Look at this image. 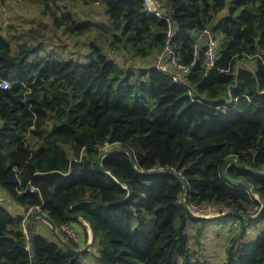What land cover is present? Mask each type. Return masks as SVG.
Masks as SVG:
<instances>
[{"label":"trees","instance_id":"obj_1","mask_svg":"<svg viewBox=\"0 0 264 264\" xmlns=\"http://www.w3.org/2000/svg\"><path fill=\"white\" fill-rule=\"evenodd\" d=\"M29 1L42 5L41 15L55 28L91 40L78 59L37 58L40 48L26 41L13 47L0 32V78L10 85L0 88V264H33L23 210L36 206L57 228L80 225L88 240L80 220L65 219L70 205L72 216L93 227L91 252L99 264H206L193 260L200 231L192 238L187 232L189 222L206 220L186 212L176 178L139 174L120 152L103 161L118 183L98 160L125 148L138 170L177 171L188 184L190 208L248 214L259 207L244 187L224 180L221 168L237 159L264 171V0H160L172 21L175 62L186 72L168 54L162 58L167 70H158L169 27L146 14L141 0H89L100 5L96 20L88 0L83 15L56 11L54 0ZM207 28L216 31L211 68L203 65L205 46L194 56L196 36ZM126 58L139 61L130 65ZM228 174L264 197V176L236 166ZM125 184L133 191L125 203L90 202L124 199ZM34 230L38 264H81L91 253H71L42 221ZM235 243L224 264H264V231L240 248Z\"/></svg>","mask_w":264,"mask_h":264},{"label":"rangeland","instance_id":"obj_2","mask_svg":"<svg viewBox=\"0 0 264 264\" xmlns=\"http://www.w3.org/2000/svg\"><path fill=\"white\" fill-rule=\"evenodd\" d=\"M97 1L102 2V0ZM54 2L52 8L56 11L58 8H62L63 11H68L72 15L75 13L83 15L88 11L87 8L82 6L83 0H54ZM87 3L89 4V0ZM41 7V4H33L29 0H11V3L6 2L4 5L0 3V20L2 21L4 18L7 20V22L0 24V29H2L0 32H4L5 37L10 40L13 47L26 41L34 44L37 49L40 48L36 55L37 58L44 56H56L54 58L57 59L70 58V60L80 58L84 50L83 45L88 44L91 40L90 35L87 34L77 39L73 38V35H70L65 29L55 28L50 16L41 15ZM91 7L93 9L90 14L96 20V17L98 18L100 15L95 7L100 8V5L93 4ZM163 8L165 9L164 6ZM8 26H11L9 32L5 33ZM31 30L39 31L45 37L41 39L37 35H30ZM135 61L139 60L126 58V64L133 65ZM71 225L73 226V224ZM243 228L245 230L244 234L237 237ZM198 230L200 233L196 239L200 240L198 242L199 247L197 249L191 247L192 251H198V254L193 255V260L196 259V261L206 264H224L228 259L227 250L234 247L235 242V246L237 245L240 248V244L254 240L264 231V219L249 221L230 217L219 220H206V222H189L187 232L191 238L195 236ZM59 235L62 239L67 240L63 235ZM235 236L236 238L232 240ZM193 240L195 241V237H193ZM193 240L192 244L194 245ZM80 263L99 264L93 252L88 255L86 260L80 259Z\"/></svg>","mask_w":264,"mask_h":264},{"label":"water","instance_id":"obj_3","mask_svg":"<svg viewBox=\"0 0 264 264\" xmlns=\"http://www.w3.org/2000/svg\"><path fill=\"white\" fill-rule=\"evenodd\" d=\"M120 152H124L128 155L129 160L131 165L134 167V169L142 175H147V176H158V175H169L172 176L174 178H176L179 183L182 186V190H183V206L184 209L186 210V212L188 214H190L194 219L196 220H219V219H226V218H230V217H238L244 220H249V221H256L259 220L260 217L262 216V214L264 213V197H262L261 195H259L256 190L253 188L252 184L250 182H248L247 180L244 179H233L230 177V175L228 174V170L230 167L232 166H236L242 170L251 172L253 174L259 175V176H264V171H257L255 169L249 168L246 165L242 164L241 162H239L237 159H228L225 164L223 165V167L221 168V174L222 177L224 178V180L226 182H228L229 184H231L232 186L235 187H244L249 193H251L254 198L258 201V203L260 204L259 210L255 215H249L246 213H241V212H233V213H228V214H222V215H218V216H214V217H210V218H203L200 216H196L194 215L189 207L188 204V194H189V187L187 182L185 181V179L181 176V174H179L177 171L175 170H153V171H141L138 170L136 167V163H135V158L133 153L129 150V149H125V148H113L111 150L105 151L103 152V154L100 156L99 160H98V166L102 171H106L109 175H111L118 183H122L113 173L107 171L104 169L103 167V161L104 159L109 156V155H114L116 153H120ZM124 188L127 190V196L122 199V200H118L115 202H96V201H90L98 206H102V207H109V206H113V205H117V204H122L125 203L126 201H128L131 196H132V189L130 186L128 185H124ZM73 206L70 205L66 211H65V219L67 221H72V220H80L83 221L87 226H88V230H89V235H88V243L82 247V248H74L73 246H71L66 240L62 239V237L59 235L58 231H57V226L41 211H35L33 212V214L30 216V218L28 219L27 222V227H28V238H29V246H30V252H31V256L33 259V264H38L37 261V256H36V250H35V246H34V227H33V223L36 219L42 220L44 222V224H46L52 231V233L55 235V237L57 238V240L67 249L69 250L71 253L75 254V255H82L86 252H89L94 244H95V232L93 230V227L91 225V223L81 217H76V216H72L70 213V210Z\"/></svg>","mask_w":264,"mask_h":264},{"label":"built area","instance_id":"obj_4","mask_svg":"<svg viewBox=\"0 0 264 264\" xmlns=\"http://www.w3.org/2000/svg\"><path fill=\"white\" fill-rule=\"evenodd\" d=\"M141 1L143 4V7H144V12L146 14L154 16L160 20L165 21L169 27V31L167 33L168 44L166 46V49H165L163 55L159 58V60L156 64L158 70L163 71V72H165L167 70L166 66L162 63L163 62L162 58L164 55L168 54L171 62L173 63V65L175 67V69L177 71L186 72L187 71L186 68H184L181 65H178L175 62L174 52L171 50L170 44H169L173 38L172 21H171V18L164 13L160 0H141ZM216 45H217L216 31L214 30V28H207L203 32H201L200 34H198L196 36L195 44H194V50H195L194 56L197 55L198 49L201 46H205V51H204V58L205 59H204L203 65H205L207 68H211L214 66ZM173 81H174V83H183L177 77H174ZM0 88L1 89L10 88V85L6 79L0 78ZM14 170L17 171L16 168ZM35 191H36V189L34 187L30 188V192H35ZM40 210H41V208L39 206L29 208L27 210H23V229H24V232L27 234V236H28V231L26 229V222H28V219L33 214V212L40 211ZM190 210L194 215H196V216L200 215V217H203V218H208V217H211L212 215L215 216V215H221V214H226V213H232L231 209L228 207H218V206H214V205L203 206L201 208L194 207V208H190ZM257 210H258V207L253 208L250 211V213L254 214V213H256ZM84 225L88 229V226L86 224H84ZM57 231L59 234H65L68 239H70V240L74 241L76 244H78L80 238H79V235L77 234V231L74 228V225H73V227L71 224L61 225L60 227L57 228Z\"/></svg>","mask_w":264,"mask_h":264},{"label":"crops","instance_id":"obj_5","mask_svg":"<svg viewBox=\"0 0 264 264\" xmlns=\"http://www.w3.org/2000/svg\"><path fill=\"white\" fill-rule=\"evenodd\" d=\"M99 2V1H98ZM7 3H11V0H8L7 1ZM90 3V2H89ZM91 4V3H90ZM93 4H97V3H93L92 2V4H91V6L93 5ZM11 6V5H10ZM96 9V8H95ZM37 220H39V219H36L35 221H34V223H33V227H35V229H36V231H37V228L39 227V225H40V221H42V220H40V221H37ZM43 222V221H42ZM81 222V221H80ZM44 223V222H43ZM82 224H83V222H82ZM73 227V226H72ZM84 227V226H83ZM74 228H75V230L77 231V234L79 235V242H78V248H82V247H84L87 243H88V240H86L85 238H84V235H85V233H84V229L80 226V225H75L74 226ZM35 231V230H34ZM90 252H91V250H90Z\"/></svg>","mask_w":264,"mask_h":264},{"label":"clouds","instance_id":"obj_6","mask_svg":"<svg viewBox=\"0 0 264 264\" xmlns=\"http://www.w3.org/2000/svg\"><path fill=\"white\" fill-rule=\"evenodd\" d=\"M0 3H2L1 0H0ZM2 4L4 5V4H6V3H2ZM259 207H260V206H259ZM259 207H258V210H259ZM255 208H256V207H255ZM251 210H252V209H251ZM251 210H250V211H251ZM258 210L256 211V213L258 212ZM232 213H233V212H232ZM256 213L252 214V213L249 212L248 214H249V215H255ZM226 214H228V213H226ZM221 215H222V214H221ZM216 216H218V215H216ZM211 217H214V216H211ZM208 218H210V217H208ZM81 222H83V221H81ZM84 224H85V223L83 222V226H85ZM86 229H87V228H86ZM87 233H88V235H89V230H88V229H87ZM61 235H62V234H61Z\"/></svg>","mask_w":264,"mask_h":264}]
</instances>
